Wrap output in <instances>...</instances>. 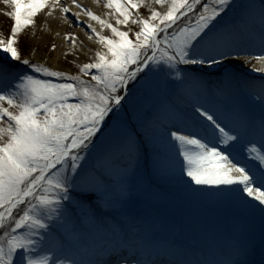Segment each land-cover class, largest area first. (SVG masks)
Listing matches in <instances>:
<instances>
[{
	"label": "snow or ice",
	"instance_id": "1",
	"mask_svg": "<svg viewBox=\"0 0 264 264\" xmlns=\"http://www.w3.org/2000/svg\"><path fill=\"white\" fill-rule=\"evenodd\" d=\"M143 2L107 0L113 24L78 0H3L0 264H248L256 220L264 247V69L238 72L242 55L264 63V0H155L167 11L148 17ZM45 9L101 45L80 74L22 58L18 34Z\"/></svg>",
	"mask_w": 264,
	"mask_h": 264
},
{
	"label": "bare ground",
	"instance_id": "2",
	"mask_svg": "<svg viewBox=\"0 0 264 264\" xmlns=\"http://www.w3.org/2000/svg\"><path fill=\"white\" fill-rule=\"evenodd\" d=\"M79 3H81L82 5L88 7L90 10H92L93 12H95L97 15H100L102 19H108L110 23L115 24L116 23V14L114 12V10H110L108 9L105 5L107 0H78ZM62 4H70L71 0H61ZM167 7L168 5H159L155 2V0H144L143 4L141 5L140 9H139V13L141 16L143 17H148L151 14V11L153 9L160 11L162 10V12L167 11ZM0 9L4 10L5 12L11 11V7L8 5H5L3 3V0H0ZM73 11H80V9H76L73 8ZM112 12V15L109 16V12ZM68 15V14H64L60 11H56L52 16L48 15V10L45 9L43 11H41L40 13L37 14V16L34 18L35 23L33 25H29V31L31 32L32 37H33V50L30 52V55L26 58L35 62H39L43 65H46L47 67H52L54 69L57 70H66L68 72V70L63 66V64H60L58 61L59 58H51V54L52 53H56V57L59 56L58 52H65L67 54L70 53V50L72 49H76L75 51H80L77 48L78 47H83L86 46L87 48L90 49V51H86L84 49H82V53L80 54L81 56L83 55L86 58L91 60H94L95 57V53L97 51L102 50L101 45L99 44L97 38L84 26V24H77L75 21L72 20L71 16L68 15V21L65 22L64 20V16ZM134 18H135V13H134ZM232 14H229V17H231ZM81 20L88 22L89 18L85 15H81L80 17ZM91 23L93 24V26L96 28L97 31L101 32L103 35L109 36L111 37L113 34L111 33V31L109 29L103 28L98 22L96 21H91ZM131 22H129V24L127 26L130 25ZM124 25H121V30L126 31V27ZM83 29V31H81V29ZM46 32V36L50 37L48 38V40H54L55 37H57L60 41L58 43V47H56L54 50L53 49V45L54 44L53 41H50V43H44V44H40V40L37 39V37L41 34V33ZM71 33L73 35V37L75 38L76 42L72 47H67L65 44L66 40H68L69 42H72V39H68L65 38L67 34ZM49 34H53V35H49ZM92 37L90 40L88 39V37ZM63 40V46H62V41ZM81 42V44L79 43ZM68 44V43H67ZM51 47V48H50ZM258 53L256 52H252V53H248L246 55H242L241 57V63L243 62V60L247 59V64H244L250 68H259V69H264V63L257 61L251 57L257 55ZM243 65V66H244ZM251 65H253L251 67ZM216 67H211V68H204L201 70V73L207 77L208 79H210V75L213 74H217L218 71L220 69H218ZM250 71V72H249ZM245 76L247 77V79H251V80H255V81H259L261 79V74L254 72L252 70H248L245 72ZM217 76H214L212 80H215ZM124 255H127V253H124ZM109 264H111V258H109Z\"/></svg>",
	"mask_w": 264,
	"mask_h": 264
},
{
	"label": "rangeland",
	"instance_id": "3",
	"mask_svg": "<svg viewBox=\"0 0 264 264\" xmlns=\"http://www.w3.org/2000/svg\"><path fill=\"white\" fill-rule=\"evenodd\" d=\"M237 2L240 3V2H243V0H237ZM161 12H162V10H161ZM6 13L7 12H5L2 9H0V38H5V39L8 38L11 35V28L14 26V19L9 17ZM229 14H232V13H229ZM133 19H135L134 16H133ZM29 28H30L29 25L26 26L18 34V45L17 46H18L19 50L22 53V58H25V59L30 55V52L34 48L33 41H32L33 40V37H32L33 34H31V32L29 31ZM80 29H81V31H83L82 28H80ZM129 30H130V35H132L135 31L139 30V25H136L134 23H130V25L126 27V31H129ZM49 35H53V34H49ZM53 37L55 38L54 40H48V38H50V37L46 36V32H45V35L42 32L37 37V39L40 40V42H39L40 44L41 43L44 44L46 42L50 43V41H53L54 44L52 43V45H56V47H58V43L60 42L58 40L60 38L58 39L55 36H53ZM61 42H62V46H63V44H64L63 40ZM65 43H66L65 45L67 47H72L74 45L73 43L69 42L68 40H66ZM79 43L81 44V42H79ZM81 46H82V44H81ZM77 49L80 50V51L78 52V51H75L76 49H72V50H70L69 54H67L65 52H58L59 56H57V57H56V55H57L56 53H52L51 54V58H53V59L59 58L58 59V61H60L59 63L63 64V66L68 70V73L70 75H78V74H80L79 69L82 66V64L85 63V62H90V59H88V58L85 59V57L83 55L82 56L80 55L82 53V49H84V50H86L88 52L90 51V49L87 48L84 45H83V47H78ZM54 50H56V49H54ZM94 59H95V57H94ZM44 66H46V65H44ZM252 66L253 65H251V67ZM239 69L244 71V72H246L248 70H252V68H250V67H248L246 65H244L243 67H241ZM217 71H218V69H217ZM219 71H218V73H219ZM218 73L215 74V75H218ZM209 77H210V79H213L214 75L211 74ZM82 79L87 81V80L90 79V77L89 76H82ZM124 115H125V119L128 120L130 123H134L135 122L136 114L131 109H127ZM245 147L246 146H241V149H240L241 150V154H242V158H243ZM256 147L260 148L259 145H256ZM262 150H264V149H262ZM219 217L225 218V213L216 214L214 218L215 219L217 218L218 221H219ZM229 221H230V219L228 220V222ZM258 223H259V221L256 220L253 223V225L249 224L248 227L244 231V235L241 237L242 239H245V240L250 242V250H249V254H248V258H250V259H254L257 256V253L255 251L256 240L254 239L253 235L251 234L250 229H252L253 227L255 228V225L258 226L259 225ZM218 227L219 228L223 227V224L221 222L218 223ZM104 235H105V233H103V231H102V235H101V233H99L98 236H97V239L101 243H103V236ZM220 242L224 243V242H222V240ZM262 258L264 259V254H262ZM260 259H261V257L256 258V264H262Z\"/></svg>",
	"mask_w": 264,
	"mask_h": 264
}]
</instances>
